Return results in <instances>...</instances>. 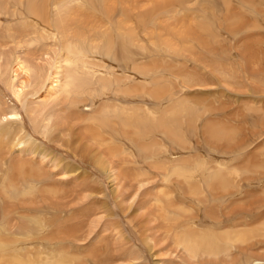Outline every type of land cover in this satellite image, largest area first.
<instances>
[{"label":"bare ground","instance_id":"bare-ground-1","mask_svg":"<svg viewBox=\"0 0 264 264\" xmlns=\"http://www.w3.org/2000/svg\"><path fill=\"white\" fill-rule=\"evenodd\" d=\"M145 1L146 3L142 0H0V14L5 15V12L7 14L5 19H0V121L6 120L5 124L0 122V143L5 137L7 139L16 137L24 128L22 124L20 128L12 130L7 125V121L17 119L19 113L14 109L5 108L6 96L15 100L16 105L20 104L18 103L20 97L28 93H40L39 97L44 95L52 99L41 103L38 110L34 109L39 111L48 103L52 104L51 109L43 116L42 122L45 123L43 127L46 128V125L49 127L43 129L42 138L34 139L31 137L32 134L25 131V137L21 141V145L28 146L24 153L39 159L35 162L32 157L30 162H22L17 167L0 169V264H64L58 260L53 262L51 255L43 253L36 247H30V243L19 244L18 240L13 245L6 243L8 230L5 221L8 220L10 211L4 205L3 194L11 192L17 195L19 189L23 188L24 192L35 197L33 201H29L30 203L43 202L52 196L55 201L53 203L49 201L51 205H61L63 201H69V199H74L73 201L87 199L91 196H81V193L87 191L77 187L79 181H72L73 174H67L72 172L78 178L85 167L102 173L98 174L99 180L94 184L97 186L94 189V191L97 190V196L103 192L106 197L101 187L102 181L111 183L110 186L113 189L109 199L116 207H120L121 212L131 208V204L124 203L130 195L133 197L138 194V198L141 194L144 196L152 177V181L154 177H158L162 182L160 186L162 189L158 190V195L152 194L154 196L151 195L153 198L149 200L155 204V209L152 212L149 210V214L153 218L160 219L161 224L143 229L144 234L147 233L142 238L147 255L151 253L153 257H157L159 254L155 249L161 241H165L167 245L164 247L171 253L176 252L175 248L179 249L180 255L185 259L183 264H208L209 262L212 264V259L208 262L206 259L195 260V258L202 254L209 256H216L219 252L228 254L232 245L236 243L237 245L233 248L240 250L236 251V254L240 256L246 249L252 250L251 248L263 247L260 250L264 252V240H258L259 236L264 235V198L259 199L255 195L256 191L249 193L255 186H248L249 190L246 191V181L251 178L246 176V179L248 178L246 180L245 175L242 176V173L237 175L235 170L234 172L228 170L229 167L226 168L222 162H214V165H210V162L202 163L206 171L200 173H193L178 165L164 166L163 153H161L163 151H159L158 147L163 148V140L175 145L179 143L181 128L178 126L182 115L187 113L185 117L188 122L193 115L194 118L197 116L191 112V109L188 112L182 109L180 101L172 99L171 90H166V88L172 89L170 81H167V79L171 80L168 73L177 75L179 72L174 66H172L173 70H168L172 64L162 59V52L168 50L178 54L180 49L178 47L175 49V46L169 43L170 41L162 42L160 35H157L160 37L151 38L150 32L146 37L155 39L154 42L158 43L157 47V43H154L156 48L161 47L159 51H155L158 55H150L152 53L149 54L147 46L140 44L143 52L141 55L139 53L140 56L137 54L139 57L136 55L134 58L135 48L133 49L132 45H137L136 39L140 33L150 31H147L149 26L153 28L156 26L155 21H159L156 19L169 13H177L179 10L188 11L185 5L189 0ZM221 1L227 12L228 7L231 6H228L229 0ZM239 1L242 10H245L243 7L253 9L255 5L247 6L246 4H250L247 0V3L244 0ZM251 4H253L252 1ZM203 5L201 9L198 7L201 19L196 25L194 35L199 38L197 33L199 30L202 31L203 39L211 41L213 37L216 40L217 35L212 29V23L215 22L214 20L212 22V19H215L216 14H213V6L209 4V1L205 0ZM207 11L211 12L205 17ZM230 16L232 15L227 17L230 18ZM233 17L234 15L229 20L232 23L237 18L239 21L243 19V16ZM232 23H229L231 27H237ZM241 28L243 29V26ZM157 32L158 29L154 35ZM212 42L205 43L208 46ZM10 44L16 47L1 52L2 48ZM115 44H118L119 52L117 48L114 49L117 46ZM137 46L139 51H136L140 52L142 49L139 45ZM55 51H57L56 58H53ZM97 54H99L98 57L102 55L108 58V62L115 59L118 64L122 60L118 64L119 68H122L121 63L126 64H123L122 71H116L113 67L115 64H105L104 59L97 58ZM214 58L216 60L217 56L215 55ZM217 64L219 65V62ZM128 67L135 74H140L142 77L138 76L141 80L127 73L125 68L128 69ZM163 72L168 73L163 74ZM46 81L48 84L43 90L42 84ZM167 91L170 92L168 96ZM150 97L152 100H149ZM84 105H90L88 111L83 112ZM50 119L52 122L48 124ZM19 121L22 122V118ZM211 127L213 126H206L210 136L217 140L221 138L229 140L232 136L228 134L227 136L223 131ZM135 152L139 155L138 157L142 155V160L148 161L149 166L147 165L146 168L144 165L147 170L139 166L136 163L137 160L129 157ZM76 160L86 166L79 164V167L73 168V164L78 165L75 163ZM153 170L157 173L153 174ZM162 170L163 173H161ZM259 181L262 182L258 178ZM60 183L64 187L59 186ZM254 185L261 187V183ZM9 187L13 188L12 191L8 190ZM263 193L259 195L264 196L261 195ZM62 194H66L67 197L70 194L72 196L62 200ZM189 194L194 197L190 198ZM192 199H196L195 206L199 208L194 209V214L186 213L182 206L186 207L187 205L184 204H188L191 208L190 200ZM95 201H90L92 207L90 204L87 205L89 215L94 213V209L90 208L96 206ZM249 201L250 203L247 204ZM85 202L87 201L84 200ZM202 212L203 216L199 217L198 215ZM121 214L123 215L124 211ZM27 224L31 227L38 226L32 220H29ZM140 227L142 229V226ZM152 229L159 231L158 237H155L152 231L149 232ZM20 230L29 232L30 228L23 225ZM166 237L167 240H165ZM243 242L246 245L241 246ZM250 250L247 251L250 252ZM233 256L235 258L233 257L231 263H247L246 258L241 260L243 257L239 258L234 253ZM231 259L230 257L229 260ZM105 261L112 262V256ZM218 262L213 263L222 264V261Z\"/></svg>","mask_w":264,"mask_h":264},{"label":"rangeland","instance_id":"rangeland-1","mask_svg":"<svg viewBox=\"0 0 264 264\" xmlns=\"http://www.w3.org/2000/svg\"><path fill=\"white\" fill-rule=\"evenodd\" d=\"M142 1L146 3L145 0ZM204 1L189 0V3L187 2L185 5V9L188 11L179 10L177 13H169L163 17L161 16V18L156 19L159 21H155L156 26L154 25V28L153 26H149L147 31H150L143 32L147 35H142L143 33H140L139 35L141 36L138 35V38L136 39L139 48L141 47L140 44L142 46L145 44L147 50L150 51L149 54L152 53L150 55H154L156 53L155 51H159L158 49L161 48H156L158 43L154 42L155 39L151 40V38H154L157 35L161 36L157 37H160L162 42L170 41L169 43H171L173 47L175 46V49L176 47L180 49L178 54H174L172 51L168 50L162 52L164 54L161 55L162 59L164 61L167 60L166 62L168 64H172L169 66L170 68L168 69L167 67V69L173 70L172 66H174L179 72V74L175 72L177 75L163 72V74L168 73V76L171 79H167V81H170L169 84H171L172 89L166 88V90H171V94L173 95L172 99L180 101L179 103L182 109H185L187 112L191 109L192 113L197 114L195 118L193 115L191 119H189V122L185 117L187 113L182 115L180 117L181 122L178 126L181 128L179 143L175 145L163 140L164 146L162 149L158 147V150L160 149L159 151H163L161 153H163L164 166L171 167V165H178L183 169L191 170L193 173L206 171L202 166V163L210 162V165H214V162H222L226 168L229 167L228 170H231L232 172L235 170L237 175L242 173V176L245 175V179L246 176H248L251 178V181L253 180L251 182L247 178L248 180H246L250 183L248 182L247 184L246 181V184L244 183L245 186L256 187L254 184L261 183V187H256V190L255 187H252L253 191L251 189L249 193H255L256 191L255 195L262 200L264 196H260L259 194L264 191V188L260 189L264 187V0H247V2L250 1L248 2L250 4H246L247 6L255 5L252 7L253 9L243 7V9L247 11L246 13L245 10H242L239 0H229L228 6H231L228 7L229 10H227V12L230 11V14L225 12L226 8H223L221 0H207L209 1V4L213 6V14H216L215 19H212V22L213 20L215 21L212 23V29L217 35V39L214 40L212 37V39L210 38L211 41L209 39H203L202 31L197 30L200 39L194 35L196 25L201 19V15L198 13V7L201 9V7L204 6ZM244 1L246 2V0ZM251 1L253 4H251ZM258 1H260L261 5H259L260 3H258ZM210 12L211 11H207L205 17H207ZM228 14L232 16L234 15V17L243 16V19L239 21V18L235 17L239 22L232 19V21H235L232 23L229 21L232 16L229 18L227 17L229 16ZM6 15V12L5 15L0 14V19H5ZM229 23L237 25V27H231ZM240 23H244V25H241ZM242 26L243 29L241 28ZM157 29L158 32L154 35V32L157 31ZM149 32L150 39L146 37ZM141 37L145 39L142 40ZM204 41L206 43L213 42L208 45V47ZM251 41L253 43L252 45ZM152 43H157L156 47L155 44L153 45ZM89 44L92 43L89 42ZM115 45L117 46H115L114 49L117 48L118 51V44ZM137 45H132L133 49L135 48L134 51L131 50L132 47H130V50L135 54L133 56L134 58L137 54L139 55L140 53L141 55L143 52L142 47L140 48L142 50L137 52L139 51L136 48ZM152 45L154 46L153 48L151 47ZM13 47L16 46L10 44L6 48H2L1 52H5ZM245 48L246 50H244ZM248 50L251 51L252 55ZM117 51H114V53ZM56 53L57 51L52 55L53 58H56ZM156 55L158 54H155V56ZM215 55L217 56L216 60L214 58ZM96 56L97 58H101V60L104 59L103 61L107 65L110 63V65L115 64L117 68L115 65L113 67L119 72L123 70V67L126 64L124 62V65L121 63L122 68H119L118 64H120L122 60L117 64V60L115 59V62L113 60L108 62V58L106 59V57L102 55L98 57L99 54ZM213 58L216 64L215 62L212 63V61H214ZM217 62H219V65ZM214 64L216 66H214ZM118 68L119 70H117ZM125 70L128 71L127 73L132 74L131 76H137V80H141L139 79L141 75L135 74V72L129 67L128 69L125 68ZM47 84V81L42 84L43 90L46 89ZM175 84L177 85L176 87ZM40 92H42V90ZM35 94L28 93L22 95L19 100L20 102H18L20 104L17 105L15 100L10 96H6L5 98L7 102L5 108L14 109L19 113L17 119L7 121V125H9L10 129L15 130L20 128L23 124V127L26 130L23 128L21 130L22 132L20 131L21 133H18L16 137L11 139L5 137L2 140V143H0V169L17 167L18 164L22 162H30L29 160L33 156L24 153V150H26L28 146H26V144L21 145V141H23L22 139L25 137V131L30 135L32 134L33 136L31 135V137L34 139H38L42 138L41 133L43 132V129L49 127V125H46V128L43 127L45 123L42 122V120L43 116L51 109L52 104L48 103L49 105L47 104L39 111H34V109L38 110L41 103H45L52 99L51 97H45L44 95L39 97V95H41L40 93ZM169 94L170 92L167 91L166 95L168 96ZM151 98L152 97H150L149 100ZM145 99L148 100L147 98ZM164 105L166 104L164 103ZM87 106L84 105L83 108L81 106L83 112L88 111L87 109L90 105ZM21 118L22 122L24 120L25 124L19 121ZM45 121L46 123L48 122L46 119ZM50 121L52 122L50 119L48 124L51 123ZM5 122L6 120L1 124H5ZM8 122H10V124H8ZM207 125L213 126L211 128H215L218 131H223L226 135L228 134L232 136H229V140L225 138H218L220 140H217L210 136V131L206 128ZM227 141L231 142L228 143ZM46 146L48 145L46 144ZM135 153H132L133 156L130 154L129 157L133 158L135 161L137 160L136 163L139 164V166L144 167L145 165L147 168L148 161L142 160V155L140 154V157H138L139 155ZM140 153L144 152L140 151ZM33 158L35 162L39 159V157L38 159L35 157ZM77 162L75 163L78 165L73 164V168L79 167L80 165L86 166V164L82 162ZM156 173L157 172L153 170V174ZM161 173H163V170ZM67 174L74 175L72 181H79L77 187L87 191L86 193H81V196H91L87 198L88 200L81 198V200L78 199L79 201H73L74 199H69L72 194L68 197L66 194H62L61 199L64 200L67 197L69 201H63L61 205H51V203L55 201L52 196L48 197V199L43 202L38 201L37 203H30L35 197L28 192H24L23 188L19 189L17 195L11 192L3 194L4 205L10 211L8 220L5 221L8 230V239L6 241L8 245L15 244L17 240L19 244L23 242L30 243V247H36L43 253L51 255L53 262L58 260L64 264H152L153 262L154 264H183L185 262L184 256L180 255L181 253H179L178 248H175L177 249L176 252L174 251L171 253L168 251V248L164 247L167 245L165 241H163L164 243L162 241L158 243L155 249V251L158 252L157 254H159L157 257H153L151 253L150 255L145 253L146 246L142 240L145 234H147H144L145 228H152L161 224L159 221L160 219L153 218L149 214L150 211L152 212L155 209V204L149 201L150 198H153L152 196L154 195H158V190L162 189L160 187L162 182L159 181L158 177H154V181H152L153 177L151 178V183L148 184L149 187H147L148 191L144 193V196L141 194L138 198V194L136 193L137 195H134L133 197L130 195L131 198H129V196L128 199L124 201L125 205L131 204V208L127 211H125V209L122 210V212L124 211V214L122 215V212L119 209L120 207H116L113 201L109 199L113 189L110 186V182L102 181L101 187L104 193H106V197L103 192L97 196V190L94 191L97 187L94 186V184L99 180L98 174H102L99 170L85 167L84 172H82L78 178H76V174L72 172H68ZM252 176L255 177V179ZM258 178L259 180H262L263 183L260 181L258 182ZM101 179H104V177H101ZM58 185L64 187L61 183ZM247 187L245 189L248 192L249 187ZM149 188H151V190ZM12 189L13 188L11 187L8 188L9 191H12ZM257 190H261V192H257ZM186 195L188 196V194ZM261 195H264V193ZM189 197L192 198L194 196L189 194ZM84 200L87 202L84 203ZM91 200H96L94 202L96 206L90 208L92 210L94 209V213L89 215V207H87V205H91ZM49 201H51V203H49ZM190 202L191 208L188 207V204H184L187 206H182V209L186 213L190 212V214H194V209L199 207L195 206V203H197L196 199H192ZM142 203L145 204L143 205ZM248 203H250V201L247 202V204ZM95 208H97V210ZM198 216L202 217L203 212ZM29 220L36 222L38 226H29L27 224ZM23 225H27L30 228V231H21L20 227ZM140 226H142V229H140ZM151 231L154 233L155 237H158L159 231L157 232L155 229H152L149 232ZM262 237H264V235H261V237L259 236L258 240H264ZM167 239L168 238L166 237L165 240ZM252 239L255 240L257 237ZM251 241L252 240H250V242ZM236 245H232L228 254L227 252H219L216 254L218 258L215 255L209 256L202 254L196 256L195 260L206 259V261H208L209 259H212V264L217 263L218 261H222V264H230L235 258L233 256L234 253V255L239 258L243 257L241 260H245L246 258L249 261L245 260V262H247L245 264H264V252H261L260 250L263 249V247L256 249L251 248L252 250L246 249L244 251L245 256L244 254L240 256L237 255L238 253L236 254V251L238 250L237 252H239L240 250L238 248H233ZM244 245H246V243L243 242L241 246ZM171 246V248H173V245ZM238 246L240 245L238 244ZM247 250H250V252ZM253 250L258 251L254 252ZM145 254L146 256H143ZM109 256H112L113 261L107 263L105 260H107ZM229 256L232 258L231 260H229ZM149 258L150 260H148ZM195 260L193 259V261ZM194 263H196V261ZM210 263L211 262L208 264Z\"/></svg>","mask_w":264,"mask_h":264}]
</instances>
